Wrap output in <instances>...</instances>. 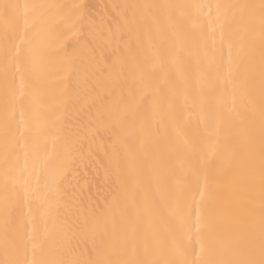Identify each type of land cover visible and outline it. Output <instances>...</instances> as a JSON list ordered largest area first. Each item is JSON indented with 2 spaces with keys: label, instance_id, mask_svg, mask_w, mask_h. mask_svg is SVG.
<instances>
[{
  "label": "bare ground",
  "instance_id": "obj_1",
  "mask_svg": "<svg viewBox=\"0 0 264 264\" xmlns=\"http://www.w3.org/2000/svg\"><path fill=\"white\" fill-rule=\"evenodd\" d=\"M13 2L64 7L46 9L27 33L6 35L0 19V261L16 258L13 241L38 262L69 247L94 257L99 239L82 225L95 218L163 257L185 214L178 258L200 264L211 221L234 252L251 244L258 260L259 8L250 28L226 23L222 41L214 6L261 0ZM230 12L239 15L221 9Z\"/></svg>",
  "mask_w": 264,
  "mask_h": 264
},
{
  "label": "snow or ice",
  "instance_id": "obj_2",
  "mask_svg": "<svg viewBox=\"0 0 264 264\" xmlns=\"http://www.w3.org/2000/svg\"><path fill=\"white\" fill-rule=\"evenodd\" d=\"M53 7L61 8L59 5H46L39 3L25 2L23 4L13 2V0H0V19L5 23L6 35L9 26L22 27L25 33L34 26L36 21L40 19L46 9ZM73 7L82 8L84 6L75 5ZM143 8H150L153 6L143 5L136 6ZM160 8L174 7L171 5L156 6ZM184 8L198 9L202 12L205 7L211 8L213 6L204 5H184ZM217 9L216 21L221 23V39L224 37V25L233 24L242 28H250L254 21V10L259 8L260 24H261V43L264 48V0H261L258 6L256 5H215ZM221 9L238 11L221 14ZM191 22V17L187 18ZM211 22V21H210ZM127 23V21H126ZM84 31H91L92 25L87 24L83 28ZM21 38V43H23ZM15 57L19 56V50L14 49ZM7 55V53H6ZM14 57V58H15ZM231 61V54L229 57ZM74 70L70 68L69 71ZM262 91H261V135H262V152H261V173H260V195L261 208L259 213V232H260V258H254L252 252V245H248L247 252H234L231 243L225 241L218 235L215 227L211 221L204 224V232L200 239V255L202 257L200 264H264V51H262ZM204 199L203 192L201 193V200ZM250 216H255L253 211L249 212ZM108 221L106 218H95L91 222L85 221L82 227L89 229L99 239V243L95 246L94 257L88 259L76 258L72 254V249L69 247L68 255L60 258H51L45 261H37L35 259L28 260L25 256H21V247L19 243L13 241V246L16 248L17 255L14 259L0 261V264H188L184 259L178 258L184 252V240L188 236L187 224L188 217L183 215L180 217L176 227L169 228V238L171 240V248L168 250L169 254L163 257L157 255L156 251L150 248L147 244H141L138 237L133 231L129 236L127 233L123 235L119 232V226L113 223L112 234L107 230ZM256 225L249 222L248 235L253 236ZM199 231V228H198ZM6 242L8 241V232L6 227L5 234ZM130 249L131 256H125L124 253ZM33 255H35V245H33Z\"/></svg>",
  "mask_w": 264,
  "mask_h": 264
}]
</instances>
